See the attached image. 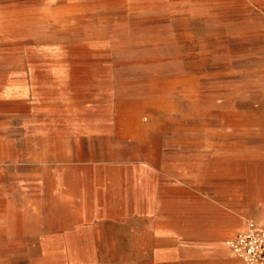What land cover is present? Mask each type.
Returning a JSON list of instances; mask_svg holds the SVG:
<instances>
[{
    "label": "rangeland",
    "instance_id": "obj_1",
    "mask_svg": "<svg viewBox=\"0 0 264 264\" xmlns=\"http://www.w3.org/2000/svg\"><path fill=\"white\" fill-rule=\"evenodd\" d=\"M263 213L264 0H0V264H227Z\"/></svg>",
    "mask_w": 264,
    "mask_h": 264
},
{
    "label": "built area",
    "instance_id": "obj_2",
    "mask_svg": "<svg viewBox=\"0 0 264 264\" xmlns=\"http://www.w3.org/2000/svg\"><path fill=\"white\" fill-rule=\"evenodd\" d=\"M225 247L244 264H264V226L249 224L226 240Z\"/></svg>",
    "mask_w": 264,
    "mask_h": 264
},
{
    "label": "crops",
    "instance_id": "obj_3",
    "mask_svg": "<svg viewBox=\"0 0 264 264\" xmlns=\"http://www.w3.org/2000/svg\"><path fill=\"white\" fill-rule=\"evenodd\" d=\"M264 214V213H263ZM237 232H232V234L230 236H228L224 242H223V246H224V250H222L219 254V257H222L224 259V261L227 264H239L240 260H238L236 257H234L225 247V241L228 240L229 238L233 237Z\"/></svg>",
    "mask_w": 264,
    "mask_h": 264
},
{
    "label": "bare ground",
    "instance_id": "obj_4",
    "mask_svg": "<svg viewBox=\"0 0 264 264\" xmlns=\"http://www.w3.org/2000/svg\"><path fill=\"white\" fill-rule=\"evenodd\" d=\"M259 225H262V224H259ZM264 226V225H263ZM248 228V227H247Z\"/></svg>",
    "mask_w": 264,
    "mask_h": 264
}]
</instances>
